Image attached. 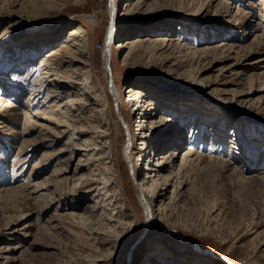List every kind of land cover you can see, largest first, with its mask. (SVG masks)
I'll use <instances>...</instances> for the list:
<instances>
[{"label": "rangeland", "instance_id": "obj_1", "mask_svg": "<svg viewBox=\"0 0 264 264\" xmlns=\"http://www.w3.org/2000/svg\"><path fill=\"white\" fill-rule=\"evenodd\" d=\"M79 26L92 84L106 96L98 106L107 110L119 171L121 214L112 222L116 230L101 226L107 243L91 239L88 223L75 215L85 218V206L94 203L87 187L73 193L71 174H54L58 159L33 166L40 155L70 147L71 131L50 146L36 125L42 121L31 115L26 122L24 110L30 101L32 111L40 108L46 96L43 89L36 102L31 93L41 77L39 59L64 39L72 42L68 32ZM114 28L123 47H111L105 66V39ZM15 48L13 63L3 64L4 50ZM0 82L20 92L15 106L0 107V264H264V0H0ZM129 86H141L157 105L150 111L161 121L155 137L167 145L154 151L175 155L166 172L178 171L186 148L198 160L175 174L172 181H189L171 202L172 185L162 202L137 189L149 149L137 164V103L125 100ZM130 141L132 162L124 155ZM72 149L59 154L60 162ZM82 192L81 207L72 206ZM146 200L154 217L148 225Z\"/></svg>", "mask_w": 264, "mask_h": 264}, {"label": "bare ground", "instance_id": "obj_2", "mask_svg": "<svg viewBox=\"0 0 264 264\" xmlns=\"http://www.w3.org/2000/svg\"><path fill=\"white\" fill-rule=\"evenodd\" d=\"M113 10H110V20L112 21H114L115 18H118L115 13L116 8L114 7ZM114 22H112V25ZM114 29L115 31L112 29L108 37L105 39V66H109L111 62V47L113 45L123 47L122 43L116 42L117 32L116 28ZM84 33L85 29L81 26L69 30L68 36H73L72 40L70 38L72 42H69L68 39H64L58 47L51 48L43 55L42 59H39V65L36 67L40 70L41 77L39 82L31 89V93L34 94L33 98L36 99V102L39 101V98H42L40 93L43 89H46V96L45 99L40 102V108L32 111L30 108L32 102L30 101V103H24V106H26L24 110L26 114V122H33L31 115H36L38 120H40V122L42 121L40 124L36 125L44 127L43 129L46 131L42 132L41 140L49 142L50 146L53 142L55 143L58 141V138L61 134L65 133L66 130L71 131V135L68 138L71 140L69 146H73V149L70 151V158H65L64 162H60L59 154L70 149V147H68L69 149L67 147H60L54 152H46L45 154L40 155L38 161L34 163L33 166L41 168L47 161L53 158L54 160L58 159L57 163L61 164V166L55 170L54 174L70 173L71 177L74 178L70 188V190L74 191L73 193L80 191V188L87 187V192L93 194L94 203L85 206V209L88 212V215L85 218L83 215H75L79 216L78 220L83 223L82 226H84L85 223H88L87 229L91 239L98 240L100 243H107L108 239L104 237L105 232L102 231L103 228H101V226L103 227V225H105L104 227L114 231L116 223H119L120 220L119 215L121 213L119 210V203H121V194L115 185L116 180L119 177V171H117L113 164V145L109 140L110 128L105 121L109 119L106 114L107 110L98 106L99 101L102 103L101 106L106 103V96L102 95L105 93L97 91L95 85L92 84L93 66L92 62L86 57V51L84 50L87 44L83 41V37L85 36ZM165 41H168L167 37H161L158 39V42L161 45H166ZM47 45H49V43L46 42V46ZM16 49L17 48L4 50L5 52L3 55L8 57L4 59L1 58L3 64L11 59V55H13V58L18 55L17 53L19 51ZM33 56L35 57L36 54L33 53L32 57ZM13 58L11 59L12 63L14 61ZM114 81L115 80L112 77L111 87L113 93L117 94L118 92L115 88L116 86H114ZM82 83V87H79ZM21 86L22 85L19 84V87ZM140 87L136 88L129 86L125 89L124 93L127 102L130 101L137 103V106L134 108V122H132L136 127V132H138V142L140 145L138 151H132L137 164L142 160L143 154H145L147 148L149 149L146 157L147 162L144 169L145 171L142 173V176L140 175L139 182L136 183V186L138 191L142 194L144 191H147L152 198L154 197L156 202H162L163 197L168 193L169 187L172 185L168 198V202H171L175 197V189L177 186L179 187L182 184L183 187L189 181L187 176H185L184 183L182 181H175V183L172 181L175 174L181 169H190L193 162L197 165L198 160L194 159L191 161L189 158L193 155L192 151H190V147L186 148V152L181 156L180 164L177 168L178 171L176 173L166 172L167 169L170 168L171 161L175 158V155L172 154L173 151L168 156L161 153H155L154 149L159 148L161 146L160 143L167 145V140L162 142V140L160 141V138L156 139V124L158 125L161 121H154L153 114H151L150 111L156 110L157 105H155V102L151 98L146 97L147 94ZM89 92L96 97H91ZM19 96L20 92H18L16 87H9L5 82H0V107L7 108L15 106V100L18 99ZM61 96L63 97L59 98ZM4 100L5 104L3 103ZM113 100L115 103L116 101L114 98ZM132 106H134V104H132ZM119 114L121 115V113ZM120 117L123 119L122 115ZM112 120L115 125H118L114 119ZM182 130L183 128L176 131L175 137L177 136V138H174L173 134L171 139L168 138V140L173 139L172 143L176 144L180 139V134H182L180 131ZM166 131H168V129L164 132L166 133ZM73 139H80L81 143H77L78 141L73 142ZM26 143L28 142L26 141ZM132 143L133 142L130 141L129 147L127 148L125 146L126 150L124 149V155L127 157L126 159L128 162H132L130 157L133 146ZM74 154H79L78 163L73 168L67 170L69 165L67 161H69ZM26 158H22L19 163L26 162ZM82 170H86V172L84 173ZM46 183L49 182L46 181ZM46 183L44 181L38 185L36 182L32 185L43 187ZM81 195L82 196L74 198V201H72L73 203L71 204L72 206L76 208L81 207V199L85 200L83 192ZM167 204L168 203H163L164 206H161V203V205H159L160 207H158L160 210H163L166 208ZM145 210L146 224L148 225L154 218L151 206L148 203ZM112 222L116 223L112 224ZM122 236L123 233L120 235V238ZM167 259L171 258L167 257Z\"/></svg>", "mask_w": 264, "mask_h": 264}]
</instances>
